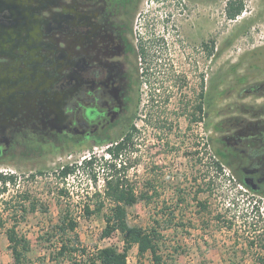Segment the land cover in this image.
Returning <instances> with one entry per match:
<instances>
[{"label": "flooded vegetation", "instance_id": "flooded-vegetation-1", "mask_svg": "<svg viewBox=\"0 0 264 264\" xmlns=\"http://www.w3.org/2000/svg\"><path fill=\"white\" fill-rule=\"evenodd\" d=\"M203 1L217 10L218 0H188L193 17L180 26L182 0H0V158L19 146L30 153L27 143L56 149L115 140L131 145L139 167L149 107L161 103L163 148L147 158L154 198L181 174L159 159L186 142L184 135L167 142L176 131L171 106L195 127L204 120L215 156L264 195V80L231 91L220 121L217 30L204 28ZM171 31L178 48L169 46ZM201 148L196 138V162Z\"/></svg>", "mask_w": 264, "mask_h": 264}, {"label": "rangeland", "instance_id": "rangeland-1", "mask_svg": "<svg viewBox=\"0 0 264 264\" xmlns=\"http://www.w3.org/2000/svg\"><path fill=\"white\" fill-rule=\"evenodd\" d=\"M242 1L244 10L234 19L227 15L230 0H218L217 10L206 7L203 1L204 28L210 31L216 25L217 30L220 121L235 98L234 90L237 92L248 84L264 80V0ZM182 2L187 3V9L183 6L185 10L175 21L180 26L184 19L189 21L193 17L192 5L188 0ZM153 6L156 5H150ZM167 10L169 8L162 11L164 17ZM173 40L171 31L169 46L178 48L176 39ZM170 108L169 116L176 131L170 132L167 142L175 146L180 135L185 136L186 142L182 143L180 152H173L171 148L168 157H159L164 165H167L165 161L170 163L167 168L170 173L181 174L174 180L171 178L174 184L167 193L163 191L167 187L161 184V196L157 198L150 194L151 161L147 158L158 148H163L159 132L164 131L156 125L167 115V109L161 103L159 107H149L153 123L143 134L146 141L140 154L145 157L139 167L134 166L131 145L114 158L108 151L111 143L56 149L42 142L27 143L25 148L30 153H22V146H19L0 158V171L18 175L17 183H8L6 191L0 183V216L6 220L0 227V264H18L7 238V230L16 219H20L17 231L30 241V251L22 264H73L66 258H54L60 245L55 226L68 213L78 222L70 234L79 236L81 246L87 248V255L104 246L122 248L124 240L119 231L103 236L106 216L111 213L112 206L105 194L106 182L116 177L133 186L138 196L137 202L128 209L130 223L158 230L159 252L168 264H264V195L249 191L232 175L222 154L215 156L204 120L195 127L189 116L174 115L177 110L173 106ZM222 133L220 130L219 135ZM196 138H201L202 144L198 162L195 160ZM91 156L97 158L93 167L84 162ZM67 162L77 163L78 167L72 174L62 177L59 165ZM217 162L221 163L222 169ZM33 173L36 174L34 178L31 177ZM62 188L67 193H61ZM27 190L37 208L23 212L19 205L29 206L32 202L22 199ZM144 192L147 197L142 196ZM100 202H104V206L97 211L94 208ZM86 204L94 210L91 214L84 210ZM87 255L78 252L74 256L84 262ZM142 262L150 264L152 255L148 252L140 256L134 245L129 252L128 264Z\"/></svg>", "mask_w": 264, "mask_h": 264}, {"label": "trees", "instance_id": "trees-1", "mask_svg": "<svg viewBox=\"0 0 264 264\" xmlns=\"http://www.w3.org/2000/svg\"><path fill=\"white\" fill-rule=\"evenodd\" d=\"M245 4L242 0H230L227 8V15L229 18H236L244 10ZM109 144L110 142L104 141L101 144ZM112 146L108 147V151L113 154L114 158H117L121 151L126 147L120 146L118 141H111ZM97 158L91 156L89 159L85 158V165L93 167ZM116 167L117 164H112ZM217 166L220 169L221 163L217 162ZM78 164L67 162L65 164H60V175L62 177H67L76 171ZM39 172H42L41 170ZM36 176L35 173L31 175L32 178ZM96 177V176H95ZM96 179V178H95ZM18 180V175L16 173L0 171V183L2 190H7V184H16ZM238 181V180H237ZM239 183L244 184L242 181ZM61 193H67L65 188H62ZM105 194L107 198L112 202L111 213L106 216V227L103 230V236H110L114 231H119L122 234L124 245L122 248L114 245L104 246L98 248L96 252L91 255H87V248L81 246L80 238L77 234L72 236L70 231H75L77 227V220L70 216V214H65L62 216L55 228L59 234L60 245L56 248L54 252V258H66L69 259L73 264H128L129 252L134 245L138 247V253L140 256H144L148 252L152 255V262L150 264H168L164 260L163 255L159 252V237L160 233L156 228L147 229L138 224H131L128 218V209L132 207L138 200V196L135 193V189L130 184L124 183L120 177L115 179L110 178L106 182ZM143 197H147V193H142ZM22 199L24 201H32V194L29 190L22 194ZM9 204V202H7ZM203 204V203H202ZM20 209L23 212H28L29 210H35L37 204L32 201L30 205L20 204ZM104 206V202H100L96 208L100 211ZM84 210L87 214H91L94 210L91 209L89 204L84 206ZM20 219H16L11 227L7 230V238L9 240V248L12 251L14 260L18 264H22L27 258V253L30 251V241L27 236L20 234L16 227ZM6 224L5 218L0 216V227ZM82 252L87 255L86 260L79 261L76 253ZM264 261V260H263ZM141 264H146L142 262Z\"/></svg>", "mask_w": 264, "mask_h": 264}]
</instances>
